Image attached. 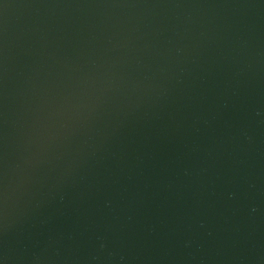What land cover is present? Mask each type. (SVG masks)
Returning a JSON list of instances; mask_svg holds the SVG:
<instances>
[{
    "label": "water",
    "instance_id": "water-1",
    "mask_svg": "<svg viewBox=\"0 0 264 264\" xmlns=\"http://www.w3.org/2000/svg\"><path fill=\"white\" fill-rule=\"evenodd\" d=\"M0 264H264V0H0Z\"/></svg>",
    "mask_w": 264,
    "mask_h": 264
}]
</instances>
